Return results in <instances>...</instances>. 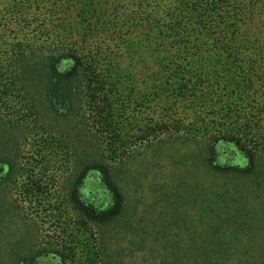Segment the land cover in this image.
<instances>
[{
    "label": "trees",
    "instance_id": "1",
    "mask_svg": "<svg viewBox=\"0 0 264 264\" xmlns=\"http://www.w3.org/2000/svg\"><path fill=\"white\" fill-rule=\"evenodd\" d=\"M177 146L163 258L264 264V0H0V264H120L127 165Z\"/></svg>",
    "mask_w": 264,
    "mask_h": 264
},
{
    "label": "rangeland",
    "instance_id": "2",
    "mask_svg": "<svg viewBox=\"0 0 264 264\" xmlns=\"http://www.w3.org/2000/svg\"><path fill=\"white\" fill-rule=\"evenodd\" d=\"M76 150L79 154L83 151L82 147ZM194 158V152L177 146L160 153L159 158L152 159L149 156L147 160L127 165L129 174L122 178L121 188L132 222L152 226L155 221L156 225H159L158 221L164 220L165 217L169 218V213H173V216L176 214L175 211L183 210L180 208L183 200L179 195H182L187 184L196 181ZM189 209L187 211L192 215ZM151 228L155 230L154 233L150 229L144 230L139 237L133 238H128V235H117L118 232L111 229L107 244L114 245L117 242L115 239L118 238L120 259H123L120 264H169L167 258H163L167 253L163 247L166 244L165 234L161 228L155 226ZM182 232L183 229L179 228L171 233ZM253 239L255 241V238ZM246 255L248 254L244 253L243 249L238 252L239 258ZM238 257H234V261L240 264L238 261L243 259L237 261Z\"/></svg>",
    "mask_w": 264,
    "mask_h": 264
}]
</instances>
